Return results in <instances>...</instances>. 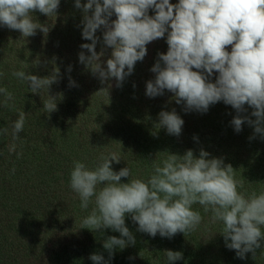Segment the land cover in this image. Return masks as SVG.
<instances>
[{
	"label": "clouds",
	"instance_id": "1",
	"mask_svg": "<svg viewBox=\"0 0 264 264\" xmlns=\"http://www.w3.org/2000/svg\"><path fill=\"white\" fill-rule=\"evenodd\" d=\"M59 5L60 0H0V25L19 30L24 38L35 35L37 29L46 35L49 27L34 22L32 13L38 10L53 17ZM75 7L83 11L82 37L92 41L81 45L91 55L82 51L79 60L102 83L115 78L116 86L121 87L136 62L146 56L147 44L167 32L169 50L158 54L151 69L155 79L146 83V95L155 98L168 90L175 94L177 104H184L185 112L205 113L210 105L223 101L237 111L231 121L236 132L247 121L255 134L264 138V0H179L178 4L170 0H87L81 4L75 0ZM153 8L155 15H148ZM113 14L117 19L110 22ZM101 26L105 46L113 49L106 69L99 63L103 52H96V32ZM229 45L230 52L226 50ZM214 71L219 75L214 83L209 82ZM13 75L27 82L33 93L43 94L56 80L55 74L40 78L16 71ZM74 83L70 81V86ZM0 95L6 105L14 99L4 87H0ZM43 103L48 113L56 110V98L48 95ZM246 104L254 109L251 116L255 120L240 115L247 112ZM158 119L157 127L166 128L170 135L181 134L184 121L175 109L161 111ZM24 125L25 113L20 112L12 127L14 140ZM209 155L203 150L199 158L192 150L183 156L167 153L153 165L146 181L131 178L128 183H121V178L132 177L129 167L119 172L111 167L113 161H120L115 152L102 156L94 169L75 161L70 187L78 194L82 209L93 204L81 228L119 232L120 238L110 236L103 243L112 257L116 248L122 250L136 243L125 225V214H131L138 223V231L171 239L177 233L188 235L201 224L200 211L193 210L198 204L205 213L211 212L212 223L222 222L220 233L229 250H236L241 259L249 252L255 258L264 241V191H238L243 182L235 179L231 164L209 159ZM165 255L167 264L183 258L179 251L167 250ZM89 258L94 264H109L102 254Z\"/></svg>",
	"mask_w": 264,
	"mask_h": 264
},
{
	"label": "trees",
	"instance_id": "2",
	"mask_svg": "<svg viewBox=\"0 0 264 264\" xmlns=\"http://www.w3.org/2000/svg\"><path fill=\"white\" fill-rule=\"evenodd\" d=\"M86 3L87 0H85V2L81 0V4ZM89 14H91V12ZM60 16L62 17L61 21H59ZM44 17L45 15L40 17V21H42L41 24H45L49 27V36L51 39L58 34L60 35L65 29L66 37L71 41L78 42L81 49V45L92 43V41L85 40L82 37L83 26L81 21L83 19V11L75 7V0H60V5L55 16V21L57 19V23H55L54 20L51 21L53 17H48L47 20H45ZM36 34L38 36H43V31L37 29ZM99 35V31L97 30L96 36L98 37ZM83 50L87 53L89 52L87 49ZM78 64L80 65L82 63L79 62ZM18 71L21 70L18 69ZM30 71L31 68H24L26 74L32 75ZM135 74L137 73L135 72L131 76ZM21 82L24 81L15 77L13 83L9 82L7 85L9 86L12 84V86L10 88L6 86V88L10 92H15V90H17L16 87L20 88ZM101 86L104 92L106 87L103 85ZM61 93H63L61 102L64 108L68 106L71 99L74 97L75 91L70 86H66ZM134 93L130 94V96L134 97L131 99V104L135 107L134 110H136L137 106L135 104H137V102L134 104ZM152 100L145 101L146 106L153 105ZM169 106L171 107L168 109H166L165 104L157 106L155 107V112H171L173 110L172 107L175 105L169 104ZM177 106L179 108L182 107L181 104H177ZM181 110L186 114L184 107L181 108ZM175 111L180 117L188 115L181 114L183 112L177 110ZM155 112L144 113L143 116H140L141 114H136V112L133 113V121L136 122L135 124L138 132L136 134L141 138H134V136L131 135L133 130L131 131L129 126L122 123L115 132V134L122 137V139L124 137V145H119L122 146V149L126 152L132 150L139 152L135 159L136 164L133 163L131 166L132 174L133 172L140 173L139 171L142 170L143 180L146 181L153 172V165L158 161H162L167 153L183 156L188 150H192L194 155L199 158L200 152L203 150L210 154L208 157L209 159L219 158L224 161L225 165L231 164L235 171V179L243 182V187L238 188V191L250 194L255 191L252 190L251 187L257 186L256 184L259 185V188L256 189L255 192L259 194L261 191H264V138H262L260 134H255L254 127L250 126L247 121L242 125V130L240 132L234 131L232 134H230L234 129L232 123L227 125L222 123L214 127L213 129L216 128L220 131L218 133L216 131H214V133L211 132L209 136L218 135V137L215 138L214 136L213 139L204 142L200 146L201 149H197L194 144V142L196 143L194 137L192 138L193 142L187 143V139L184 138V129H182L179 136H175L168 134L166 128L157 127L159 119L152 118ZM248 112L249 111L240 113V115L248 116L255 120L256 118L251 116V113L249 114ZM236 116L237 111L235 110L234 116L231 117L232 120ZM120 118L122 121L123 117ZM125 121L128 123L127 120ZM137 122L139 123V130ZM63 126V128L57 127L56 129L47 126L37 127L44 128V133L41 135L45 138L44 148L48 151L47 158L50 165H41L36 162L35 155L39 152L36 149H32V147H34L32 145L26 148L28 149L26 158L31 154L30 152L35 153L33 156L34 159L28 161V163H24L23 165L17 163L16 158L19 154L13 156L5 155L2 158L4 165L1 166L0 164V184H5L7 188H10V184H17L21 191L22 186L28 181L27 176H29L31 171L34 172L33 169L36 168L42 169V176L39 175L36 179L41 178L40 181L43 182V185H47L44 189L47 191V195L43 196L42 201H46L48 204L42 207V209H33L32 211L28 208V206H30L29 204L27 206L24 205L22 206V209H24L22 211L20 200L18 201L17 199V191H14V196L11 194L12 197L8 196L0 203V264H94L89 257L94 253L99 254L100 250L109 264H129V253L133 251V247L130 245L122 250L116 248L112 257L109 256L108 251L103 247V243L108 237L116 236L120 238L119 232H113L110 228L95 232L87 228H81L82 220L90 214L93 204H90L88 209L75 212V209L80 207L81 201L78 194L70 187V173L74 167V162L80 161L89 169H94L101 161V157L109 154L108 149H105V145L109 143L108 141L110 139H108V141L97 142L96 139L92 141L84 137L82 144L78 145L73 143L76 140L74 135L73 142L72 140H70V142L68 141V143L64 142L62 146L59 145L58 148H62L59 150L56 147L57 141L65 134H68L69 137L70 133L72 134V129L67 122ZM79 134L81 135L82 133L79 132ZM109 134L112 136L110 132L104 135ZM242 134L246 136L244 141H235V139ZM105 137L107 136H103L102 138ZM250 137L254 138L250 139ZM4 138L5 137L0 133V141H4ZM52 138H54L53 142H51ZM35 140L36 139L33 138L32 142ZM47 141H49L48 144H46ZM28 142H31V139H28ZM182 142L187 144H181ZM38 143H36L37 146ZM1 144L0 142V145ZM156 152L158 154L163 153L164 157L157 158ZM73 156L76 158H73ZM115 163L116 162L113 161L111 166ZM121 166V169H123L126 164L122 162ZM113 171L117 172L115 169ZM130 179L131 177H122L121 183H128ZM51 183L54 186L58 183L61 187H64L67 192L68 190L73 192L76 199L79 201L76 202L72 200L70 204H68L66 200L68 193L60 194L56 192L51 188ZM55 199L58 200L56 201ZM38 200H40L39 197L36 198L35 201L33 200L30 202L31 205L36 207L38 205ZM17 201L19 206L16 207ZM12 203L14 208L9 212V207ZM59 203H63V205ZM193 210L200 211L202 215L201 224L195 231L188 235L177 233L171 239L161 237L159 233H157L155 237H152L150 234L137 231L133 220L131 223H125L126 227H128L130 232L135 236L136 243L133 246L143 249V246L147 244L151 245V256L147 257L143 254L150 264H167L165 255L167 249L179 251L183 254V258L175 261L174 264H264V241L261 242V248L256 250L255 258H253L251 252L246 254V258H238L236 250H229L225 245L224 237L220 233L223 227L222 222L217 221L216 223H212L211 218L208 216H211V212L205 213L202 206L198 204L193 205ZM4 216H6V220L2 221ZM79 216H82L81 221L71 224V222L77 220ZM63 217L64 220H62ZM125 220H127L126 216ZM64 221L65 223L60 225L62 227H58L59 223ZM41 222L45 223V228H40L39 225H41ZM262 231H264V228H262Z\"/></svg>",
	"mask_w": 264,
	"mask_h": 264
},
{
	"label": "rangeland",
	"instance_id": "3",
	"mask_svg": "<svg viewBox=\"0 0 264 264\" xmlns=\"http://www.w3.org/2000/svg\"><path fill=\"white\" fill-rule=\"evenodd\" d=\"M83 1L85 2V0ZM170 2L172 4H178L179 0H170ZM43 15L45 14L40 13L38 10L33 11L32 16L34 22L42 23V21H40V17ZM148 15L154 16L155 9H149ZM48 17L49 16L45 15L44 19L47 20ZM115 17V14H113L110 18L112 19L110 22L116 20L117 18ZM53 20L57 23V19L55 21V16L51 18V21ZM61 20L62 17L60 16L59 21ZM63 31L64 32L60 35L58 34L56 37L52 38L53 41H55L53 42L49 36V32L46 35L43 32V36L35 34L24 38L19 30H12L4 25H0V87L6 88L9 82L13 83L15 78L13 72L18 71V69L24 71L25 67L26 69L31 68L30 73L40 78L50 77L53 74L56 75V80L50 85L48 90H44L43 94L31 92L27 82L24 81L21 82L20 88L16 87L17 90H15V92L11 91L14 99L9 101L7 105L4 103L3 95H0V130L5 128L8 129L6 133L0 132L2 136L5 137L4 141H0L2 143L0 145V164L1 166L4 165L2 158L5 155L13 156L16 154H19L16 158L17 163L21 165L28 163V161L34 159L33 156L35 153L30 152L31 154H29L28 158H26L28 152V149L26 148L32 145L34 146L32 149H36L39 152L35 155L36 162L41 165H50L47 158L48 151L44 148L45 138L41 135L44 133V128L37 127L47 126L52 129H56L57 127L63 128V125L67 122L72 129L73 135L71 133L70 137L68 134L63 135L56 143L57 148L59 145L62 146L64 142L68 143L70 140L73 142L74 135L76 140L73 143L78 145L82 144L84 137L91 139L92 141L96 139L97 142L108 141V139H110L108 141L109 143L105 145V149L107 148L109 153H117L120 158L119 163L116 162L113 166H111L112 169L119 172L122 168V162L126 164L125 167H130L131 169L132 164H136L135 159L137 158L139 152H135V150L126 152L122 149V146H119L121 144L124 145V137L122 139V137L115 134L120 125L124 124L129 126L130 130H133L131 135H133L134 138L137 137L139 139L141 137L136 134L138 133L135 124L136 122L133 121L134 112L143 116L144 113L155 112V107L162 106L163 104L166 105V109L171 107L169 104H174L175 106L172 107V109L183 112L181 108L184 107V104H181L182 107L179 108L174 99L175 94L170 91H165L163 95L155 98H150L146 95V83L149 80L155 79L156 74L153 73L151 69L158 60V54H166L169 50V45L167 44L168 33L166 32L163 38H159L147 44L146 56L142 61H137L135 64L133 73L136 72L137 74L131 76L133 74L132 73L127 76L123 81L122 86L117 87V81L115 78H110L102 84L99 77L97 75H93L89 68L83 64H80L81 66L78 64L80 62L79 54L82 51L86 56H90L91 53H87L81 49L78 42L71 41L68 37H66V30L64 29ZM98 31L100 35L98 36L99 40L96 44V52L98 55L103 52V55L100 56L99 63H101V66L106 69V61L111 58L113 49L105 46L103 42V26H101ZM231 48V45L226 46V50L229 52L231 51ZM69 68L71 69L70 71ZM193 70L203 71L195 68H193ZM218 75L219 73L214 71L212 76L209 77V82L214 83ZM70 81L75 82L73 86H70ZM101 85L106 87L104 92L102 91L103 88ZM11 86L12 84L7 87L10 88ZM66 86H70L74 89L75 93L68 106L63 108L61 102L63 93H61V91H63ZM133 93L135 94L134 104L137 102V104H135L137 106L136 110H134L135 107L131 104V99L134 97H131L130 94ZM48 95L56 98L57 100L56 110L51 113H48L43 109V101L48 99ZM148 100H152L153 105L146 106L145 101ZM244 107L247 111H249V114L254 110L247 104ZM20 112L25 113V125L23 131L18 134V138L14 140L12 136V127L14 121L18 119ZM159 113L160 112L153 113L152 118L158 120ZM234 113L235 109L231 105L225 104L223 101L210 105L208 111L205 113L193 110L186 112V114H188L186 115L183 112L181 114L186 115L181 117L184 121V124L182 125V129H184V138L187 139V143H191L193 142L192 138L194 137V141H196L194 144L197 149H201L200 146L204 142L213 139L214 136L215 138L218 137V135L209 136L211 132L214 133V131H216L218 133L220 131L213 128L222 123H225V125L231 123V117L234 116ZM120 117H123V122ZM125 120H127L128 123H126ZM82 129L84 130V134ZM139 129L140 127L138 123V130ZM234 131L235 129H233L230 134ZM79 132L82 134L80 135ZM109 132L112 136H110V134L104 135ZM103 136L107 137L102 138ZM33 138L36 140L32 142ZM245 138L246 136L242 134L237 137L235 141H244ZM28 139H31V142H28ZM53 141L54 138H52L51 142ZM36 143H38V146ZM48 143L49 141L46 142V144ZM187 143L182 142L181 144ZM58 149L60 150L62 148L60 147ZM156 156L162 158L164 157V154L157 153ZM73 158L76 157L73 156ZM33 171L34 172L31 171L29 176H27L28 181L24 186H22L21 191L19 190V186H17V184H10L11 189L5 187V184H0V203L8 196L12 197L11 194L14 196V191H17L18 198H16L18 201L20 200L22 211L24 210L22 209V206H27L28 204L30 205L28 208L31 211L33 209L39 210L40 208L42 209V207H45L48 202L42 201V199L43 196L47 195V191L44 190L47 185H43V182L40 181L41 178L36 179L37 176H42V169L36 168L33 169ZM139 172L140 173L133 172L131 178L143 180L144 177H142V170ZM52 183L51 188L56 192H59L60 194L68 193L66 198L68 204H70L72 200L76 202L79 201L76 199L73 192L69 190L67 192L64 187L60 186V184L56 183V186H54ZM256 185L257 186L251 187V189L256 191V189L259 188V185ZM38 197L40 200L37 202L38 205L34 207L30 202L33 200L35 201ZM55 200L57 201L58 199ZM18 201L16 207L19 206ZM59 204L63 205V203ZM13 208L14 206L12 203L10 204L9 212H11ZM79 210H82V208L77 207L75 212H79ZM125 216L127 218L125 223H131V215L125 214ZM208 216L211 218L210 215ZM81 217L82 216H79L78 219L71 222V224L81 221ZM5 218L6 216H4L2 221H5ZM62 220H64V217ZM62 223H65V221L60 222L58 227H62L60 226ZM133 223L135 224V228L137 230L139 227L138 223ZM39 226L41 229L45 228V223L41 222V225ZM135 233L137 234L136 231ZM130 246L133 247V251H131L132 254L129 253V264H150L143 255L145 254L147 257L151 256L152 249L150 244L143 246V249L134 247L133 245ZM99 254H102L101 250Z\"/></svg>",
	"mask_w": 264,
	"mask_h": 264
}]
</instances>
